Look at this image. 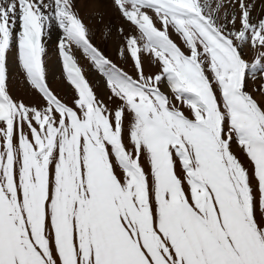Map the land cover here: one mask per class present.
Here are the masks:
<instances>
[{
    "label": "snow or ice",
    "instance_id": "1",
    "mask_svg": "<svg viewBox=\"0 0 264 264\" xmlns=\"http://www.w3.org/2000/svg\"><path fill=\"white\" fill-rule=\"evenodd\" d=\"M101 3L123 24L95 7L89 26L80 0H0V264H264L256 0ZM16 70L43 106L14 98Z\"/></svg>",
    "mask_w": 264,
    "mask_h": 264
},
{
    "label": "rangeland",
    "instance_id": "2",
    "mask_svg": "<svg viewBox=\"0 0 264 264\" xmlns=\"http://www.w3.org/2000/svg\"><path fill=\"white\" fill-rule=\"evenodd\" d=\"M256 12L254 14H258L260 17H264V0H256ZM90 18V16H88ZM91 19V18H90ZM159 26V25H157ZM176 43L180 44V38L176 36L174 33L171 37ZM181 47L183 45L181 44ZM48 59H51L52 54L47 53ZM247 60L252 61L254 59V54L251 50H249L248 54L245 57ZM115 62L124 68V70L128 71L130 74L135 76V72L132 67V61L131 59L128 60L127 63H124L121 61L118 57H116ZM80 63L82 66H84L86 69L90 68L89 62L86 59L80 60ZM152 73L157 72L159 69L158 67H152L148 69ZM18 71V70H17ZM17 71L14 72L12 78H13V84H12V93L14 95V98L16 100H23L26 104H38V106H43V101L39 98L38 94L35 90L31 89L27 82L25 81L23 77V73H19V77L17 78ZM85 76L89 78L90 83L93 85L94 91H96L98 94L101 92L100 87V80L98 83V78L93 77L89 75L88 71H85ZM50 87L54 90V92L58 95L59 98L64 100L66 103H68L70 106L73 103V99L76 98V92L73 88V86H70L69 83L63 78L61 75H57L53 78L48 76ZM264 87V78H256L248 79L247 80V90L252 93L254 98L259 100H264V91H256L254 89H260ZM110 95V92L103 93V100L106 104H108L109 107L115 108L119 101H116V103H113L108 99V96ZM171 95V92L170 94ZM185 111H187L185 109ZM247 163V161H245Z\"/></svg>",
    "mask_w": 264,
    "mask_h": 264
},
{
    "label": "bare ground",
    "instance_id": "3",
    "mask_svg": "<svg viewBox=\"0 0 264 264\" xmlns=\"http://www.w3.org/2000/svg\"><path fill=\"white\" fill-rule=\"evenodd\" d=\"M95 7H99V8H101V10L104 11V13H105L104 24L111 23L113 26H120L121 24H123V21H121L118 18V16H115L111 13L110 7L108 6L107 3H101V0H80L81 16L84 18L85 23L88 24L89 26L96 27V28L102 27V25L97 23L96 19H94L93 17H91L89 15L90 11ZM88 16H90L91 19ZM58 35H59L58 32H54L51 36V39L47 42V47H48L47 53L52 54L50 61H52L53 63L56 62V40H57ZM94 43H97L101 47L104 46L99 38H94ZM109 51H111V48H109ZM116 57L117 56H115V55L112 56L114 61H115ZM14 68H15V65H14ZM14 72L15 71H13L12 76H13ZM57 75L63 76L58 65L56 66L55 73L54 74L49 73L48 76L53 78ZM100 87H101V91L104 94L108 92L107 88L104 85V81L102 79H100ZM163 90L166 93L170 94V89H168L167 87H165Z\"/></svg>",
    "mask_w": 264,
    "mask_h": 264
}]
</instances>
